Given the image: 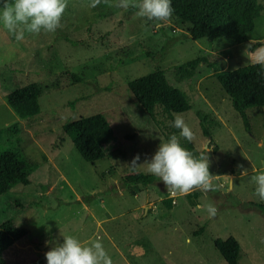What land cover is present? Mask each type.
I'll return each instance as SVG.
<instances>
[{
  "label": "rangeland",
  "instance_id": "obj_1",
  "mask_svg": "<svg viewBox=\"0 0 264 264\" xmlns=\"http://www.w3.org/2000/svg\"><path fill=\"white\" fill-rule=\"evenodd\" d=\"M89 2L67 0L61 28L25 33L23 41L0 22V66L12 63L21 85L39 87V113L31 118H19L0 96L1 131L15 125L27 161L37 164L22 194L0 197V223L16 213L12 203L34 202L24 225L40 241L42 264L66 236L83 244L99 239L113 264H226L213 242L231 236L240 246L238 264H264V217L246 204L264 208L251 181L264 172V106L246 110V131L215 77L248 63L244 46L224 36L191 40L187 25L176 18L146 25L135 15L138 9L115 7L118 0L94 9ZM259 2L263 10L248 39L264 43V0ZM199 57L206 61L180 70ZM156 69L184 94L190 109L181 114L195 136L192 142L180 137L171 123L175 114L157 107L155 119L167 141L176 134L194 156L208 155L210 173L222 176L213 183L224 187L206 197L200 191L173 196L158 178L128 189L122 184L133 172L127 164L139 154L142 165L134 172L148 173L143 163L159 147L145 146L136 136L127 139L133 131L120 114L131 99L128 82ZM96 113L107 120L115 142L106 159L90 164L62 125ZM237 165L248 173L241 175ZM225 175L235 178L230 192ZM230 195L243 210L232 206ZM208 203L217 207L215 217L202 207Z\"/></svg>",
  "mask_w": 264,
  "mask_h": 264
},
{
  "label": "trees",
  "instance_id": "obj_2",
  "mask_svg": "<svg viewBox=\"0 0 264 264\" xmlns=\"http://www.w3.org/2000/svg\"><path fill=\"white\" fill-rule=\"evenodd\" d=\"M171 6L175 10L172 18L187 25V36L191 40L224 36L247 49L246 65L219 72L215 77L244 129L249 131L246 110L264 106V64L257 63L254 55L257 49L264 47V43L248 39L254 33L255 20L260 16L263 5L259 0H171ZM205 61L199 57L179 68L193 69ZM72 77L80 80L75 75ZM127 88L131 99L120 108L121 116L133 131L127 139L136 136L148 147L166 142L167 136L155 119V109L160 107L167 114L188 111L190 105L184 94L168 81L160 69L129 81ZM0 96L21 119L39 113L38 85H21L12 63L0 66ZM62 131L70 138L81 159L90 164L106 159V150L115 142L114 132L100 113L66 122ZM16 133L15 125L3 132L0 129V197L8 193L22 194L31 183L30 173L37 168V164L27 161ZM203 133L209 136L205 129ZM157 180L149 173L131 172L123 176L122 184L128 189L150 185ZM229 202L235 208L243 207L242 202L232 195ZM32 204V201L12 203L16 213L0 223V264H42L41 256L36 252L40 241L24 225V219L33 213ZM246 204L264 217L262 205ZM213 244L226 264H238L240 246L234 237L217 238Z\"/></svg>",
  "mask_w": 264,
  "mask_h": 264
},
{
  "label": "clouds",
  "instance_id": "obj_3",
  "mask_svg": "<svg viewBox=\"0 0 264 264\" xmlns=\"http://www.w3.org/2000/svg\"><path fill=\"white\" fill-rule=\"evenodd\" d=\"M102 3L113 6L112 0H90L87 6L94 9ZM114 6L124 10L138 9L135 15L143 18L146 25L152 21L168 24L175 11L171 0H118ZM66 8L67 0H0V22L17 41H23L25 33L39 35L43 31L54 34L62 27L61 20ZM254 55L257 63L264 64V47L257 49ZM171 123L179 130L180 137L188 142L195 139L182 114H175ZM139 161L140 155L137 154L127 164L129 170L136 171L142 165ZM143 164L147 165L148 173L162 181L173 196L200 191L206 197L208 192L224 187L213 183L222 176L210 173L208 155L194 156L181 146L176 134H172L167 142L160 143L151 159ZM237 167L241 175L248 173L243 165ZM223 177L228 178L226 190L232 191L236 187L235 178ZM251 181L256 185L255 195L264 201V172L252 176ZM202 207L210 217L217 215L218 209L214 204L208 203ZM186 243H191L190 238L186 239ZM45 256L47 264H113L99 239L83 244L73 236H66L62 244L53 247Z\"/></svg>",
  "mask_w": 264,
  "mask_h": 264
},
{
  "label": "water",
  "instance_id": "obj_4",
  "mask_svg": "<svg viewBox=\"0 0 264 264\" xmlns=\"http://www.w3.org/2000/svg\"><path fill=\"white\" fill-rule=\"evenodd\" d=\"M258 142H259V141H258ZM260 142L264 143V140H262V141H260Z\"/></svg>",
  "mask_w": 264,
  "mask_h": 264
}]
</instances>
